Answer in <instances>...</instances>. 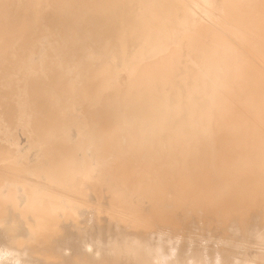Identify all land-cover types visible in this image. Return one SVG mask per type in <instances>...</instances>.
Returning a JSON list of instances; mask_svg holds the SVG:
<instances>
[{"label": "bare ground", "instance_id": "obj_1", "mask_svg": "<svg viewBox=\"0 0 264 264\" xmlns=\"http://www.w3.org/2000/svg\"><path fill=\"white\" fill-rule=\"evenodd\" d=\"M34 1L114 11L118 34L91 53L100 105L63 106L60 163L32 133L13 146L36 167L0 164V264H264L231 246L264 242V0ZM21 24L0 26V55ZM212 232L231 245L195 244Z\"/></svg>", "mask_w": 264, "mask_h": 264}, {"label": "rangeland", "instance_id": "obj_2", "mask_svg": "<svg viewBox=\"0 0 264 264\" xmlns=\"http://www.w3.org/2000/svg\"><path fill=\"white\" fill-rule=\"evenodd\" d=\"M30 2L35 1L12 0L9 7L3 8L6 15H0V26L5 28L6 36L12 35V22L15 18H21L23 22L21 27L16 29L11 47L0 55V155L4 156L5 154L7 157L0 164L15 165L20 170L24 169V165L29 168L36 167V158L39 153L33 152L28 160L17 163L15 162L14 146L17 149H22L28 136H32V133L38 131H44L52 125L49 121L51 117L50 97H52L55 88L64 90L67 87L75 86L79 90V95H73L71 102L79 101L92 106V108L100 105L101 98L93 97L86 92V88L90 90L96 84L95 82L104 77L82 81L78 78L71 79L70 75L85 65L93 70L102 68V59H93L91 53L93 50L99 52L104 47L108 49L109 44L118 34L116 26L119 24L116 18H109L110 15H114V11H88L66 16L56 12L54 14L48 4L31 3L32 5H28ZM27 5L28 7L24 9ZM129 7L130 5L124 4L125 12L133 15ZM24 12L25 15H23ZM36 44L41 45L44 49L41 56L35 55L30 59L28 54L36 49ZM26 59L29 60L28 67L35 68L29 70H36V74L23 67L22 61ZM65 65L67 70L64 68ZM21 100L25 102L24 109L21 108ZM77 107H80L79 103H77ZM59 115V119L62 120L61 125H68L73 120V117L64 114L63 106L60 107ZM80 133L81 131L77 129L75 139L78 140ZM61 142L57 139V142L54 143L56 149L64 147L65 142ZM55 158H61V156L56 155ZM32 180L36 181L34 177ZM182 234H179L178 242L183 241L184 236L189 235L186 232ZM192 237L196 238L194 242L198 247L203 246L206 249H223L225 244L231 245L229 240L225 242L227 238L220 239L216 232L205 236L193 235ZM232 241L237 240L232 239ZM245 244V247L231 245L232 251L240 252L245 248L249 254L257 251L264 252V242L262 241L246 238Z\"/></svg>", "mask_w": 264, "mask_h": 264}, {"label": "water", "instance_id": "obj_3", "mask_svg": "<svg viewBox=\"0 0 264 264\" xmlns=\"http://www.w3.org/2000/svg\"><path fill=\"white\" fill-rule=\"evenodd\" d=\"M109 18H114V15H110ZM110 45V44H109ZM103 49H106L105 47ZM28 61L29 60H23L22 61V65L25 69L29 70L32 67H28ZM34 62V61H33ZM37 62V61H35ZM102 65V64H101ZM28 67V68H27ZM104 67V66H103ZM35 69V68H32ZM102 68H100V70H93L90 69L88 66H83L80 69H78V71H81V78L80 80H84V79H94V78H105L107 77L106 74H103V71H101ZM29 72H34L36 74V70H29ZM74 91H73V90ZM79 95V90L78 88L76 89V87L74 86L73 88L67 87V89L62 90L61 88L56 89L55 91L52 92V97H50V113H51V117H50V122H51V126H49L46 130L44 131H38L35 132L33 136H35V139H41V141H43V145L47 148V155L48 157L51 159V161L54 162H58V164L60 163V158H55L56 157V148L54 146V143L57 142V139L59 142L66 141L65 135H63V133L61 134V132L64 129V125L62 124V120L59 119L60 115H59V110L61 106L67 105L69 103H71V98L73 97V95ZM24 100L20 101V105L21 108L24 109V105L25 102H23ZM61 142V143H63ZM61 143H58L61 145ZM53 154V155H52ZM62 158V157H61ZM52 174H50V177L54 176L59 169L57 168V166L52 165L51 166V170ZM53 179V177H52ZM50 180V179H49Z\"/></svg>", "mask_w": 264, "mask_h": 264}]
</instances>
